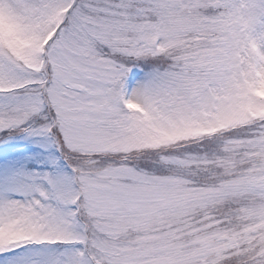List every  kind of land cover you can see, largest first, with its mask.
Segmentation results:
<instances>
[{
  "label": "snow or ice",
  "instance_id": "1",
  "mask_svg": "<svg viewBox=\"0 0 264 264\" xmlns=\"http://www.w3.org/2000/svg\"><path fill=\"white\" fill-rule=\"evenodd\" d=\"M0 264H264V0H0Z\"/></svg>",
  "mask_w": 264,
  "mask_h": 264
}]
</instances>
